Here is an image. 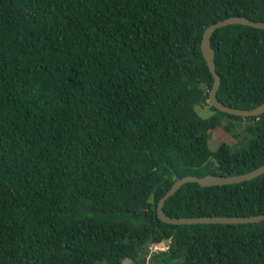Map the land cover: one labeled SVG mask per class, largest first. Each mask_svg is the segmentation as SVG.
Listing matches in <instances>:
<instances>
[{
  "label": "trees",
  "instance_id": "trees-1",
  "mask_svg": "<svg viewBox=\"0 0 264 264\" xmlns=\"http://www.w3.org/2000/svg\"><path fill=\"white\" fill-rule=\"evenodd\" d=\"M231 16L264 21V0H0V264H264V220L161 221L186 175L264 164V114L208 103L203 31ZM217 99L264 102V29L211 36ZM206 103L213 110L202 116ZM249 120L209 147L222 118ZM170 217L264 213V173L183 184ZM167 249L147 253L154 244Z\"/></svg>",
  "mask_w": 264,
  "mask_h": 264
},
{
  "label": "water",
  "instance_id": "water-1",
  "mask_svg": "<svg viewBox=\"0 0 264 264\" xmlns=\"http://www.w3.org/2000/svg\"><path fill=\"white\" fill-rule=\"evenodd\" d=\"M230 24H243L255 28L264 29V21H254L246 16H231L218 20L210 24L204 31L201 37L200 48L202 56L206 62V65L213 77V84L209 90L208 102L214 106L217 110L225 112L231 115L241 117L259 116L264 114V102L250 109H241L231 107L221 103L217 97L216 92L220 84V76L215 69L214 61V49L211 47V36L215 29ZM264 173V164L245 173L235 175H216L206 174L204 176L186 175L176 179L171 187L163 194L157 204V216L158 218L169 224L182 225V224H208V223H222V224H237V223H252L264 220V213L250 216H192V217H170L163 211L164 202L168 197L173 195L183 184L187 182H196L202 187H208L213 185H225L238 183L246 180L253 179Z\"/></svg>",
  "mask_w": 264,
  "mask_h": 264
},
{
  "label": "rangeland",
  "instance_id": "rangeland-1",
  "mask_svg": "<svg viewBox=\"0 0 264 264\" xmlns=\"http://www.w3.org/2000/svg\"><path fill=\"white\" fill-rule=\"evenodd\" d=\"M209 103V102H208ZM206 103L204 106L197 108V111L202 116H208L213 113V110L210 106ZM249 120H230L226 117L222 118V125L230 126L227 131L223 127L213 131L209 135V147L212 150H215L218 145L223 142H228L229 144H233L237 139L241 138L244 134V128L249 123ZM164 248L167 249L166 244L164 243ZM160 249H154V247L150 246L148 248L147 253L142 252L141 256H145L146 260L155 252L159 251ZM124 264H133L130 259H125Z\"/></svg>",
  "mask_w": 264,
  "mask_h": 264
},
{
  "label": "built area",
  "instance_id": "built-area-1",
  "mask_svg": "<svg viewBox=\"0 0 264 264\" xmlns=\"http://www.w3.org/2000/svg\"><path fill=\"white\" fill-rule=\"evenodd\" d=\"M152 247H154V249H160V250H163V248H164V245L163 244H161V245H159V244H154V245H152Z\"/></svg>",
  "mask_w": 264,
  "mask_h": 264
}]
</instances>
